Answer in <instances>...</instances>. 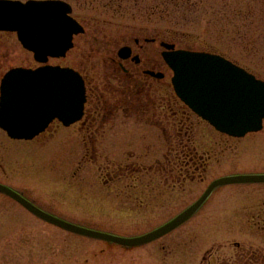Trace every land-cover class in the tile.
<instances>
[{
    "label": "rangeland",
    "instance_id": "obj_1",
    "mask_svg": "<svg viewBox=\"0 0 264 264\" xmlns=\"http://www.w3.org/2000/svg\"><path fill=\"white\" fill-rule=\"evenodd\" d=\"M76 6L86 34L68 61L88 70L94 127L61 128L32 142L0 131V184L64 221L131 238L182 214L218 179L264 175V130L244 139L218 133L178 100L166 67L162 82L111 68L124 47H133L143 64H162L160 43L145 42L159 39L177 50L224 57L264 81V0H87ZM3 43L5 71L30 67L17 43L14 49ZM253 219H264V184L222 187L177 231L127 249L72 235L0 195V264H203L207 241L219 245L231 223L243 225L239 239L257 236Z\"/></svg>",
    "mask_w": 264,
    "mask_h": 264
},
{
    "label": "water",
    "instance_id": "obj_2",
    "mask_svg": "<svg viewBox=\"0 0 264 264\" xmlns=\"http://www.w3.org/2000/svg\"><path fill=\"white\" fill-rule=\"evenodd\" d=\"M0 22L13 26L15 9L0 6ZM47 8L16 4V32L25 48L36 53L38 62L46 56L65 55L75 35L83 28L70 17L63 29L62 44H48ZM164 58L174 73L172 84L179 99L216 131L233 138L258 133L264 123V81L229 60L214 54L176 50ZM0 127L10 138L32 141L58 119L66 126L79 122L87 102L83 78L73 70L40 68L16 69L2 83ZM264 183V175L225 177L213 182L201 199L159 229L134 238H123L74 225L38 208L14 190L0 185V193L15 200L40 220L70 233L124 247H141L167 236L188 222L219 188L235 184Z\"/></svg>",
    "mask_w": 264,
    "mask_h": 264
},
{
    "label": "flooded vegetation",
    "instance_id": "obj_3",
    "mask_svg": "<svg viewBox=\"0 0 264 264\" xmlns=\"http://www.w3.org/2000/svg\"><path fill=\"white\" fill-rule=\"evenodd\" d=\"M87 0H0V6H10L15 9V24L13 26H10L8 24L0 22V99H1V85L5 78V76L10 73L11 71L17 69V68H25V69H32L36 70L43 67H50V68H62V69H72L76 72H78L85 80L86 87H87V104L84 111V117L82 120L76 124H73L70 127H67L63 122L56 119L54 120L48 129L42 133L38 138H41L46 135H55V132H59L61 128H72L75 126H84L89 123V128H93L94 124L93 121L95 118L92 117V113L90 112V115L88 117V105L90 102L89 94L92 92L90 91V81H89V75L88 70L82 69H76L74 67H71L69 65V57L71 54L75 51L77 48V42L81 40L83 37H85L86 34V25L84 18H82L80 15H76L77 10V3H82ZM16 4L21 5H38L43 8H47L48 14L46 15V28L50 34L49 37H47L46 43L48 44H62L64 42L65 35L63 32V29L66 28V25H68V18L69 13L70 16L78 22L84 29L85 33L76 35L74 37V45L73 48L67 52L63 56L59 57H52V56H46L45 63H39L36 57V53L32 52L28 49H26L19 37V34L16 33ZM1 13L4 12V10H0ZM1 18V16H0ZM136 45H138L141 49L144 47L141 46L140 41L138 39H135ZM12 42L13 46L12 48H16V43L19 45V47L27 53L29 56L30 61V67H16L13 66L12 68H8V70L5 71V65L9 62L8 59V53L7 55L5 52H8V50H5V45L3 42ZM146 43H152V44H158L160 43L161 48L163 49L161 53V62L162 64H153L154 60L148 61L146 64H143V60L141 58V55L139 53H136L134 51V48L132 47H124L123 49H120L114 59H111L112 67L114 68L115 72L119 71L127 76V78H132L135 73L138 74V76H144L145 78H148V80H156L158 82H162L165 80L166 75L164 72V68L166 67L168 70L164 59V55L166 52V47L164 41H161L159 39H152V40H146ZM125 49V51H123ZM162 66V67H161ZM136 69H139L138 71ZM170 71V70H169ZM137 76V75H134ZM135 78V77H133ZM136 79V78H135ZM93 120V121H91ZM96 122V120H95ZM0 131L5 134L6 137L8 135L0 128ZM54 132V134H51ZM58 134V133H57ZM36 138V139H38ZM262 185V184H261ZM246 217L247 215H243ZM244 220L240 218V222H243ZM255 222L253 227L254 230L257 231V236L252 235V238L245 239L243 235H240L239 239V233L244 231L241 228L243 227L242 224H232L233 230H222V233H224L222 236L224 238V241L220 242L218 245L216 244H210L209 241H207V247L205 254L202 256L203 264H264V236H261L260 233H264V219L261 220H249ZM229 225V227L232 229ZM238 226L236 229L235 227ZM226 240V241H225ZM160 241V240H159ZM158 242V241H157ZM107 243V242H106ZM112 244V243H111ZM116 245V244H114ZM146 247V246H144ZM217 247V249H215ZM127 249H138V248H130V247H124ZM143 248V247H142Z\"/></svg>",
    "mask_w": 264,
    "mask_h": 264
},
{
    "label": "bare ground",
    "instance_id": "obj_4",
    "mask_svg": "<svg viewBox=\"0 0 264 264\" xmlns=\"http://www.w3.org/2000/svg\"><path fill=\"white\" fill-rule=\"evenodd\" d=\"M263 130H264V123H263ZM259 134V133H258ZM247 137V136H246ZM241 185V184H240ZM180 229V228H179ZM177 231V230H176ZM97 242V241H96Z\"/></svg>",
    "mask_w": 264,
    "mask_h": 264
}]
</instances>
